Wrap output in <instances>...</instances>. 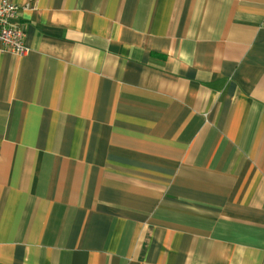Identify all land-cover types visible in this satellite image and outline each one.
<instances>
[{
    "label": "crops",
    "instance_id": "0c3cea01",
    "mask_svg": "<svg viewBox=\"0 0 264 264\" xmlns=\"http://www.w3.org/2000/svg\"><path fill=\"white\" fill-rule=\"evenodd\" d=\"M0 264H264V0H0Z\"/></svg>",
    "mask_w": 264,
    "mask_h": 264
},
{
    "label": "built area",
    "instance_id": "2783aa9c",
    "mask_svg": "<svg viewBox=\"0 0 264 264\" xmlns=\"http://www.w3.org/2000/svg\"><path fill=\"white\" fill-rule=\"evenodd\" d=\"M20 7L2 1L0 3V44L14 54L26 51L24 33L17 26Z\"/></svg>",
    "mask_w": 264,
    "mask_h": 264
}]
</instances>
